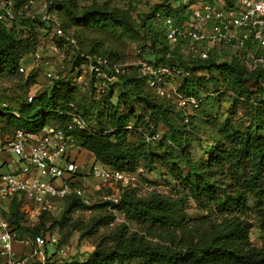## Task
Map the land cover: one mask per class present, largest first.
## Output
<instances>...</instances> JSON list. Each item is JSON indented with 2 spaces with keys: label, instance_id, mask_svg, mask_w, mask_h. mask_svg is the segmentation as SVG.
<instances>
[{
  "label": "trees",
  "instance_id": "obj_1",
  "mask_svg": "<svg viewBox=\"0 0 264 264\" xmlns=\"http://www.w3.org/2000/svg\"><path fill=\"white\" fill-rule=\"evenodd\" d=\"M15 1L20 7L30 0ZM60 3L67 7L74 22L84 28L145 34L148 44L140 46L139 57L154 68L188 72V75H177L170 81L176 84L177 92L182 96L202 99L199 106L193 108L196 112L204 102L231 91L235 100L251 102L247 104L246 115L250 120L243 130L226 122L215 132L218 121L206 112L191 115L190 111L180 108L173 110L174 98H163L165 102H158L162 97L149 86L150 75H144L140 65H131L128 72L117 75L106 68L108 78L113 77L110 80L99 77L97 80L93 73L89 91L90 100L96 107L91 110L86 108L88 104L77 101L80 96L76 87L63 80H56L50 90L18 105L10 106L1 101L0 121L12 131L11 137L17 130L40 134L45 128L66 129L73 115L77 114L85 122V127L76 128L69 134L75 144L94 156L96 162L130 173L139 168L150 171L158 167L170 177L176 192L170 196L155 192L140 197L131 186H125L118 202L105 200L91 205L70 196L63 200L67 208L58 222L53 221L51 212H43L31 226L26 224L23 201L15 196L3 210L11 232L17 239L47 238L55 225L70 223L71 212L89 210L92 211L89 220L75 226L84 236L93 238V255L85 264L132 261H139V264H264V241L262 248L252 242L250 231L253 225L245 217L248 211L256 209L261 214L264 228V70L250 72L235 58L226 56L211 54L208 59H202L185 54V47L181 45L170 49L165 40V28L155 21L154 16L161 11L174 18L177 24H182L188 18L189 7L179 2L175 6L168 1L156 6L141 24H136L129 10L111 8L109 1L81 7L74 0ZM36 23L43 22L24 20L25 25L20 26L0 20V73L20 72L22 59L31 45L29 38L17 36L16 31L17 28L34 31ZM41 44L43 39L39 40ZM87 55H101L109 60L110 66L123 60L113 52L94 48L85 54V63H88ZM213 70L221 75L222 82L217 83L219 80L213 77L207 79L203 74H210ZM32 77L28 78L29 82ZM210 80L215 86L206 83ZM97 81L99 87L95 85ZM248 83L257 89L250 90ZM224 85L229 90L223 92ZM99 88L102 91L98 93ZM116 88L121 97L130 93L138 103L145 102L157 112V116L160 115L169 126L170 135L161 133L159 141L147 142L135 130H126L127 123L133 122L144 131L153 123L160 131L159 117L142 115L132 120L130 113L121 111L120 102L114 104L110 101ZM174 111L184 122L183 126L172 124L169 114ZM189 199L200 210L214 212L217 217L211 219L207 214L190 220L186 212ZM115 211L123 214L125 220L118 223ZM47 222L52 223L47 226ZM132 222L136 225L135 230L130 226ZM23 231L27 235L17 234Z\"/></svg>",
  "mask_w": 264,
  "mask_h": 264
},
{
  "label": "built area",
  "instance_id": "obj_2",
  "mask_svg": "<svg viewBox=\"0 0 264 264\" xmlns=\"http://www.w3.org/2000/svg\"><path fill=\"white\" fill-rule=\"evenodd\" d=\"M112 0H87L88 3ZM130 1V0H128ZM188 5V18L177 24L172 17L161 11L154 19L165 28V40L170 49L184 46L187 54L208 59L211 54L228 59L235 58L246 70L253 72L264 70V0H179ZM51 0H30L25 6H17L15 0H0V20L24 26V20L46 22L49 19ZM39 4L38 10L36 5ZM76 44V40H70ZM53 50H58L53 46ZM38 56V55H37ZM90 73L97 78H108L105 69L110 68L117 75L129 71V66L140 65V71L149 74V86L162 98H174L177 106L185 111L197 108L201 98L184 97L177 92L170 79L177 75H188L177 69L154 68L146 61H138L123 66L110 62L103 56L87 55ZM24 72V68H20ZM165 75V77L162 76ZM51 76V73H48ZM113 77L108 78L109 80ZM187 121V119H186ZM83 119L74 114L68 128H45L43 133H27L17 130L6 144L0 143V156L3 152L19 156L21 167L0 174V264H48L47 244H56L58 256L70 252L69 244L59 245L54 237L36 236L17 239L11 232L10 224L3 210L15 196L29 205L27 216L37 221L43 212H51L57 201L74 196L83 203L91 205L90 190L86 187V175L79 173V165L71 156L70 147L75 143L69 134L76 128H84ZM126 130H135L144 136L147 142L162 139V134L153 123L147 131L127 123ZM89 176L94 179V190L109 182L129 186L133 183L134 173L120 171L104 166L96 161L91 166ZM118 202L115 194L104 197ZM28 249L17 252L14 244Z\"/></svg>",
  "mask_w": 264,
  "mask_h": 264
},
{
  "label": "rangeland",
  "instance_id": "obj_3",
  "mask_svg": "<svg viewBox=\"0 0 264 264\" xmlns=\"http://www.w3.org/2000/svg\"><path fill=\"white\" fill-rule=\"evenodd\" d=\"M60 1L63 0H51V9L49 12V19L44 23H36V30L28 32L22 31L21 28H17V36H25L29 38L31 49L28 51L21 62V67L24 68V72L15 74L0 73V102L6 101L10 106L18 105L21 102L29 101L34 96L41 94L46 90H50L54 86L56 80H63L65 82L72 83L78 90L79 99L86 105L88 110L95 108L96 105L90 100L91 94L89 91L91 73L88 63H85V54H89L92 49H97L102 52L116 54L115 56L123 59L120 64L123 66L130 65L131 63L138 62L141 58L138 55L140 46L148 44L147 36L145 34L125 33V32H111L109 29H96V28H84L77 25L74 20L69 16L67 7ZM76 4L81 6L90 5L87 0H74ZM171 2L173 6L177 5L178 0H112L109 1L111 8H119L129 10L136 24H141L145 21L149 14L153 12L156 6L165 2ZM39 4L36 5L38 10ZM42 24V25H41ZM43 39V44L39 45V40ZM72 39H75L76 44L70 43ZM53 46H56L58 50H53ZM187 54V52L185 53ZM38 55V56H37ZM187 60L188 58H184ZM48 73L52 75L49 76ZM207 79L219 80L217 83L222 82L221 75L216 70H213L210 74L203 73ZM31 81H28V78ZM104 78V76H99ZM98 80V78H97ZM178 78L175 79V82ZM210 86H215L211 80L206 82ZM216 83V84H217ZM174 86L175 83H172ZM95 85L99 87L100 82H96ZM225 90H229L225 87ZM247 86L250 90H256L257 87L248 83ZM99 88V92H101ZM213 91V90H209ZM231 91H226L220 98H214L204 102L202 108L198 112H206L209 117L215 118L218 122L215 132H218L224 123L228 122L231 125L239 126L243 130L249 117L247 115V104L250 101L235 100L231 95ZM136 97L130 93H124L121 97V92L118 88L115 89L114 95L110 98V101L114 104L120 102L121 111H126L131 114L132 120H135L137 116L149 115L158 118V128L163 135L169 136L171 130L169 126L160 119V115L157 116V112H154L148 105L138 103ZM120 100V101H119ZM166 99L160 98L158 102H165ZM175 104L177 105V101ZM172 106L173 110H178V106ZM83 106V105H82ZM88 106V107H87ZM206 110V111H204ZM176 111L169 114V118L174 126H183L184 122L176 117ZM191 115L196 114L194 109H188ZM132 112V113H131ZM199 122V120H198ZM5 128V129H4ZM12 131L5 127L4 123L0 121V143L6 144L11 138ZM43 133V131L41 132ZM192 135V134H191ZM203 138L208 137L201 135ZM193 144L194 135L192 136ZM71 156L82 165V175H86L85 181L86 187L90 190L88 194L93 203H101L107 199L111 194H115V197L119 200L120 191L124 184L109 182L101 187V190H94V179L89 176V172L92 164L94 163L93 157L85 150L81 149L78 144H72L70 147ZM9 152H3V155ZM2 155V156H3ZM2 156H0V163ZM9 162L6 165H0V174L9 172L16 163H20L19 156L14 153H9ZM134 181L129 186L135 189L140 197H147L152 193H160L165 196L175 195V189L170 177L165 171L156 167L150 171L139 168L134 173ZM175 197V196H174ZM23 201V200H22ZM29 204L23 201L22 210L27 213ZM67 204L64 201H57L54 203L51 213L53 215V221L58 222L62 216L64 210H66ZM116 212V211H115ZM187 216L190 220L201 218L204 215L210 214L211 219H215L217 215L214 212L203 211L197 207V204L189 199L186 204ZM92 215V211H73L70 214V223L66 222L62 226L55 225L49 235L50 238L54 237L59 245L69 244L71 250L64 256H58L56 253L57 246L52 244L51 241L47 244L46 250L50 259V264H85L93 255L94 246L93 238L86 237L82 231L76 230L75 226L78 223L86 222ZM117 222L124 221V215L116 212ZM256 210H250L245 217L252 223L253 227L250 231V238L252 242L259 248L263 247L264 241V228H262V217ZM52 222H47V226H50ZM27 225H34L36 221H33L28 216L26 217ZM132 230L136 229L134 222L130 223ZM18 235H27L26 231L23 233H17ZM46 235V236H48ZM15 248V244H14ZM28 249L23 247L21 253L27 252ZM124 264H139V261L126 262Z\"/></svg>",
  "mask_w": 264,
  "mask_h": 264
},
{
  "label": "crops",
  "instance_id": "obj_4",
  "mask_svg": "<svg viewBox=\"0 0 264 264\" xmlns=\"http://www.w3.org/2000/svg\"><path fill=\"white\" fill-rule=\"evenodd\" d=\"M87 152V151H86ZM87 153H89L92 157H93V159L95 160V158H94V156L90 153V152H87ZM3 155V153L1 154V156ZM9 162H11L10 160H9V153L7 154H5V155H3L2 156V159H1V163H0V165H6V164H8ZM77 163H78V161H76ZM78 165H79V173L80 174H82V171H81V169H82V165H80L79 163H78ZM21 167V162L18 164V163H16L15 164V166L11 169V170H16V169H19ZM21 249H23V247L20 245V244H18V243H15V250L17 251V252H20L21 253Z\"/></svg>",
  "mask_w": 264,
  "mask_h": 264
}]
</instances>
